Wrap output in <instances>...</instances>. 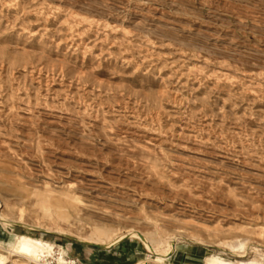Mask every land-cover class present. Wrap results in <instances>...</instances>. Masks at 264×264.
Masks as SVG:
<instances>
[{
  "label": "rangeland",
  "instance_id": "obj_1",
  "mask_svg": "<svg viewBox=\"0 0 264 264\" xmlns=\"http://www.w3.org/2000/svg\"><path fill=\"white\" fill-rule=\"evenodd\" d=\"M0 213L78 264H264V0H0Z\"/></svg>",
  "mask_w": 264,
  "mask_h": 264
},
{
  "label": "bare ground",
  "instance_id": "obj_2",
  "mask_svg": "<svg viewBox=\"0 0 264 264\" xmlns=\"http://www.w3.org/2000/svg\"><path fill=\"white\" fill-rule=\"evenodd\" d=\"M11 224L12 222H10L4 215L0 213V248L1 253L6 254H0V264H8L9 262L18 263V260H12V257L27 260V264H31L43 254H50L53 251L54 245L52 243L34 239L24 234L17 235L12 232L6 231L4 227L10 226ZM29 228H31V226ZM99 235L101 236L102 234ZM123 238L124 237H119L116 240L108 242L103 241L99 245L95 244V242L92 241L91 238H79V240L80 242H84L85 244L98 250H111L112 248L116 247ZM133 238L139 240L142 244L145 245L146 248L148 247L150 249L146 238L140 233H136V235H133L130 239ZM57 249L59 255L62 256L63 254H65V251L63 249ZM171 252L172 246L168 244L167 248H165L164 250H156V252H154V255L157 256V261L162 262L163 258L169 256ZM88 264H96V262H91ZM206 264H222V262L216 258H211L206 262Z\"/></svg>",
  "mask_w": 264,
  "mask_h": 264
},
{
  "label": "built area",
  "instance_id": "obj_3",
  "mask_svg": "<svg viewBox=\"0 0 264 264\" xmlns=\"http://www.w3.org/2000/svg\"><path fill=\"white\" fill-rule=\"evenodd\" d=\"M31 264H78V262L77 260L71 259L65 255L61 256L56 254L55 256H47L43 254Z\"/></svg>",
  "mask_w": 264,
  "mask_h": 264
},
{
  "label": "crops",
  "instance_id": "obj_4",
  "mask_svg": "<svg viewBox=\"0 0 264 264\" xmlns=\"http://www.w3.org/2000/svg\"><path fill=\"white\" fill-rule=\"evenodd\" d=\"M77 256H81V258L83 259V260H88V259H90L89 261H86L87 263H91L92 262V260H94V259H92V258H89V255H90V253H86V252H84V253H79V254H76ZM97 264H100L99 262L97 263Z\"/></svg>",
  "mask_w": 264,
  "mask_h": 264
}]
</instances>
